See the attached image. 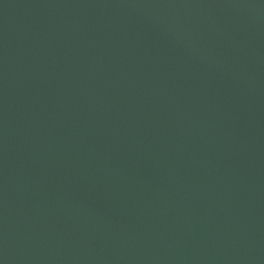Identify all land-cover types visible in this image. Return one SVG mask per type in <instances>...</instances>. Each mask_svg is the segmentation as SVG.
I'll return each instance as SVG.
<instances>
[{
	"label": "water",
	"instance_id": "1",
	"mask_svg": "<svg viewBox=\"0 0 264 264\" xmlns=\"http://www.w3.org/2000/svg\"><path fill=\"white\" fill-rule=\"evenodd\" d=\"M0 264H264V0H0Z\"/></svg>",
	"mask_w": 264,
	"mask_h": 264
}]
</instances>
